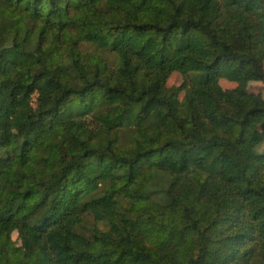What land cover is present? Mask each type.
Masks as SVG:
<instances>
[{"label":"trees","instance_id":"16d2710c","mask_svg":"<svg viewBox=\"0 0 264 264\" xmlns=\"http://www.w3.org/2000/svg\"><path fill=\"white\" fill-rule=\"evenodd\" d=\"M247 82L264 0H0V264H264Z\"/></svg>","mask_w":264,"mask_h":264},{"label":"rangeland","instance_id":"374dc122","mask_svg":"<svg viewBox=\"0 0 264 264\" xmlns=\"http://www.w3.org/2000/svg\"><path fill=\"white\" fill-rule=\"evenodd\" d=\"M81 49L83 52H95V47L91 46L89 44H83L81 46ZM108 58L111 59L113 58L111 54H107ZM181 82V76L174 72L172 73L168 79H167V86L170 87L172 85H178ZM219 84L221 85L222 88L228 89V88H234L237 86L236 83L225 80V79H220ZM244 89L248 92L251 93H257L259 94L263 99H264V87L261 83L259 82H247L244 84ZM182 97V94H180L179 98ZM32 104L33 106L35 105V97L32 99ZM257 151H264V142L260 144L259 146L256 147ZM78 180L84 181L85 177H80ZM98 226L99 228H105V224H103L101 221H95L92 217L85 215L77 224H76V229L80 232L85 234L86 236H90L92 233V228ZM11 240L13 243L17 246L20 245L21 240L18 235L17 230H13L11 232Z\"/></svg>","mask_w":264,"mask_h":264}]
</instances>
